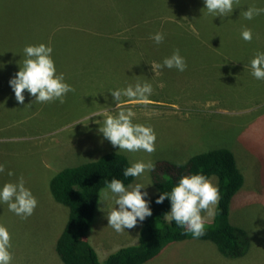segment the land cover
Wrapping results in <instances>:
<instances>
[{
    "label": "rangeland",
    "instance_id": "1",
    "mask_svg": "<svg viewBox=\"0 0 264 264\" xmlns=\"http://www.w3.org/2000/svg\"><path fill=\"white\" fill-rule=\"evenodd\" d=\"M85 5L90 23L82 17L77 24L88 30H81L83 41L77 31L62 28L60 21ZM249 6L264 8V0H239L225 17L208 13L205 0H0V59L19 62L25 55L18 58L16 50L32 42L50 45L57 73L75 88L64 103L33 102L26 90L25 102L19 104L9 81H0V164L5 168L0 189L22 176L38 200L27 219L0 202V224L11 234V264L60 263L55 244L69 209L53 198L50 180L63 168L107 152L122 154L131 164L185 163L199 152L222 147L233 151L244 175L229 216L245 229L237 225L239 247L245 235L251 243L247 253L234 261L221 256L209 240L188 239L168 244L144 264H264V80L254 78L251 69L255 55L264 53V14L245 19L241 13ZM245 28L252 30L250 42L242 38ZM63 32L73 38L64 42L63 35L59 38ZM157 32L165 37L160 44L151 38ZM115 36L119 42L107 45ZM176 49L186 59V70L158 67ZM19 64L23 62L14 64L7 76L13 77ZM139 71L140 78L139 74L121 81ZM137 81L151 83L152 94L145 99L122 97L117 107L110 91ZM120 110L133 111L134 123L154 129L153 153L119 151L104 138L99 131L103 121ZM151 172L130 183L147 186L141 189L148 192L147 200L156 192ZM209 178L217 184L215 175ZM252 186H259L254 194ZM115 207L110 192L107 200L99 197L88 238L100 260L136 242L142 226L138 220L136 227L123 232L107 227V214ZM204 215L205 221L214 216Z\"/></svg>",
    "mask_w": 264,
    "mask_h": 264
},
{
    "label": "clouds",
    "instance_id": "2",
    "mask_svg": "<svg viewBox=\"0 0 264 264\" xmlns=\"http://www.w3.org/2000/svg\"><path fill=\"white\" fill-rule=\"evenodd\" d=\"M234 4L239 0H205L208 13L225 17L233 12ZM247 20L264 14V8L249 6L241 13ZM242 38L250 42L253 37L252 30L245 28ZM155 43L160 44L164 40V34L155 33L151 37ZM222 45V40H221ZM25 58L20 70L10 79L9 83L15 93L19 104L25 102V91L34 97L36 103H48L59 100L65 102L69 92H75V88L68 84L63 73H57L55 60L52 56L53 48L50 45H28L24 48ZM158 67L176 68L183 72L187 68L186 59L181 56L179 49L174 50L171 56L163 60ZM252 75L258 80H264V53H257L251 60ZM116 106L119 107L122 97L145 99L153 92L152 84L137 81L135 85H128L124 89L110 91ZM31 104H29L30 106ZM134 112L131 110H120L116 115H108L103 121L99 131L104 138L109 140L113 147L119 151L138 152L145 151L149 154L155 151L156 133L151 126L133 122ZM179 166V165H177ZM155 164L151 160L145 162L137 161L127 167L124 177H141L146 171H154ZM4 165L0 164V173L4 172ZM9 176L14 175L8 172ZM143 183L130 184L127 187L120 179L113 178L107 184L106 189H101L100 201L109 198V192L115 198L118 207L113 208L107 214L108 226L116 232H123L137 226L138 220L144 221L152 215L149 200L145 199L149 194L141 191L146 188ZM166 198H170L171 211L164 214L163 219L183 227L186 233L199 238L205 234V213L214 214L215 206L220 200L218 185L204 174L184 175L170 192H163L156 200L162 204ZM0 202L8 205V210L14 212L22 219H27L38 206V200L30 189L25 187V180L21 176L18 182L5 183L0 189ZM11 234L9 229L0 224V264H11L13 254Z\"/></svg>",
    "mask_w": 264,
    "mask_h": 264
},
{
    "label": "trees",
    "instance_id": "3",
    "mask_svg": "<svg viewBox=\"0 0 264 264\" xmlns=\"http://www.w3.org/2000/svg\"><path fill=\"white\" fill-rule=\"evenodd\" d=\"M91 5L99 7L98 4ZM7 10L8 8H5V11ZM86 10L87 5L76 7L70 15L60 21L62 28L68 27L77 31L78 38L83 41L85 34H82L81 30L86 33L88 30L84 29L86 25L80 29L77 24L81 22L82 17L90 23L91 13L86 17ZM11 11L13 12V9ZM27 12L28 10H24L22 14L26 15ZM61 36L64 42L73 38L67 32L61 33L59 38ZM117 42L119 39L115 36L107 45ZM32 44L33 42L28 45ZM121 49L120 44L118 48L120 55L122 54ZM23 50H16L18 58L20 54L25 55ZM22 62L23 59L19 62L0 59V72H6L0 81H10L15 75L10 77L7 74L13 72L14 64ZM141 73L139 71L128 77L122 76L121 81H127L134 76L138 77L139 74L140 78ZM129 166L131 163L124 155L107 152L96 160L65 167L51 178L50 191L53 198L69 209L67 221L55 244L56 252L61 259L59 264H144L160 254L168 244L188 239L209 240L216 245L221 256L234 261L247 253L251 244L247 235H245V243L242 247H239L237 239L241 229L243 232L245 229L239 224L237 225L241 229L233 224L229 216L231 201L243 187L244 175L237 165L233 151L222 147L199 152L185 163L155 164L156 167L151 172V176L156 192L148 199L152 215L142 222L136 242L123 245L112 251L104 260H100L88 238L95 219L99 193L113 178L122 180L125 186L129 185L135 179V177H124L123 175L124 170ZM192 174H204L207 177L215 175L216 185L220 190V200L215 206L213 219L205 221V234L199 238L186 233L185 229L177 226L175 221L168 223L163 219L164 214L171 211L170 198H166L162 204L156 203L159 195L163 192H170L180 177Z\"/></svg>",
    "mask_w": 264,
    "mask_h": 264
},
{
    "label": "crops",
    "instance_id": "4",
    "mask_svg": "<svg viewBox=\"0 0 264 264\" xmlns=\"http://www.w3.org/2000/svg\"><path fill=\"white\" fill-rule=\"evenodd\" d=\"M251 134H252V132H251ZM263 136H264V134H263ZM246 143V142H245ZM247 145V144H246ZM248 147V146H247ZM254 148H252V150H253ZM262 157H259V160L261 159ZM260 162V161H259ZM260 164L262 165V168H263V164L260 162ZM260 184H261V182H260ZM259 187V186H258ZM258 187H256V188H254L253 186H252V190H251V193L252 194H254L255 193V191L258 189ZM254 229H259V225H255L254 226Z\"/></svg>",
    "mask_w": 264,
    "mask_h": 264
},
{
    "label": "bare ground",
    "instance_id": "5",
    "mask_svg": "<svg viewBox=\"0 0 264 264\" xmlns=\"http://www.w3.org/2000/svg\"><path fill=\"white\" fill-rule=\"evenodd\" d=\"M118 9V8H117ZM122 13V12H121ZM230 15V14H229ZM68 26V25H67ZM109 42V41H108ZM5 48V47H4ZM88 48V47H87ZM92 50V49H91ZM103 50V49H102ZM89 70V69H88ZM99 70V69H98ZM99 72H100V70H99ZM207 102V101H206ZM196 111H198V110H196ZM191 112V111H190ZM246 112V111H245ZM247 112H248V110H247ZM180 113V112H179ZM198 113V112H197ZM249 113V112H248ZM246 114V113H245ZM73 115V114H72ZM243 115V114H242ZM73 122V121H72ZM69 143V142H68ZM47 144V143H46ZM51 145V144H50ZM29 146V145H28ZM29 149H31V148H29ZM109 153V152H108ZM4 163V162H3ZM3 215V214H2Z\"/></svg>",
    "mask_w": 264,
    "mask_h": 264
}]
</instances>
